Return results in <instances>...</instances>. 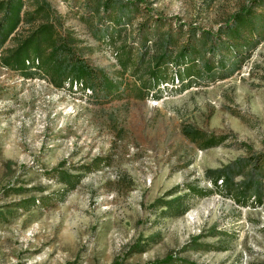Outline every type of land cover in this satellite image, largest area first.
Returning <instances> with one entry per match:
<instances>
[{"label":"rangeland","instance_id":"rangeland-1","mask_svg":"<svg viewBox=\"0 0 264 264\" xmlns=\"http://www.w3.org/2000/svg\"><path fill=\"white\" fill-rule=\"evenodd\" d=\"M34 1L22 10L32 11ZM36 1L60 34L78 40L83 49L72 48V58L114 87L92 92L68 80L58 87L47 74L25 79L0 61V264H144L169 252L189 264H264V40L230 77L220 80L217 56L214 81L165 84L154 98L140 94L130 73L121 75L120 43L93 35L81 20L82 0ZM140 1L166 24L207 33V47L214 37L216 48L235 16L250 10L258 18L262 9L255 0ZM145 15L123 32L135 34ZM34 26L19 24L0 44V60ZM101 26L107 31L109 23ZM137 45L138 59L146 48ZM233 64L226 59L225 70ZM190 132L218 144L201 149ZM211 172L223 177L217 188ZM67 175L80 176L72 189ZM190 187L208 193L194 196ZM174 198L187 208L183 216L166 211Z\"/></svg>","mask_w":264,"mask_h":264},{"label":"trees","instance_id":"trees-1","mask_svg":"<svg viewBox=\"0 0 264 264\" xmlns=\"http://www.w3.org/2000/svg\"><path fill=\"white\" fill-rule=\"evenodd\" d=\"M77 1L73 0V4L75 5ZM82 1L84 2L85 16L81 17V20L91 30L94 29L93 35L110 46H116L117 43H120L115 48L114 56L121 67V75L124 76L130 73L141 84L142 92L140 94L151 93V97L154 98L161 95V89H164L161 87L165 84L166 86H172L176 82L180 85L179 89H187L193 84V79L196 80L202 75L214 81V65L217 56L220 58V67L225 72L220 74V80L230 77L234 71L239 69L242 60L248 57L249 50L264 40V12H262L264 10V0L254 1L256 8H262L258 18L250 17V10L240 12L239 15L233 18V25L223 32V36H219L217 48L215 47V41H213L214 37H211V45L207 47L208 38L205 37L208 34L204 31L197 34V28H185L181 24L172 26L171 23L166 24L163 18L151 16L147 8H139L142 5L140 0L133 2L124 0L120 4H115V0ZM24 3L25 0L0 1V13L4 12L0 20V44L5 43L10 38L19 24L35 25L29 28V34L19 40L13 49L2 54L0 61L5 68L18 71L25 79L47 74L58 87H61L64 80H68L70 85H75L83 90L91 89L92 92H104L107 89H113L114 86L104 75L98 71L94 72L81 59L72 58L71 54L75 51L72 48L79 51L83 48L76 46L78 40L73 38L72 34L68 32L60 34L57 23L50 16L45 3H39L35 0L33 2L35 8L28 12L22 10ZM144 12L148 15H145V18L139 22L135 34L124 33L125 24L132 23L134 15L139 16ZM94 19L97 22L94 23ZM102 22L109 23V26L106 27L107 31L100 30ZM245 34L253 40L256 37L257 41L254 40L253 43V40L242 36ZM126 35L130 37V44L122 42V36L126 39ZM198 37H200V40H198ZM222 37L227 43L222 42ZM156 39H159L158 42H156ZM181 41L183 43L180 45ZM199 41L202 43L199 44ZM149 42H151V46L148 45ZM135 44L146 48L141 51L138 59L134 48ZM149 48L155 49L150 57L146 54V50H149ZM230 57L233 59L234 64L227 71L224 64L226 59ZM190 133L192 134L190 136L192 141H196L194 138L196 137L204 144L201 149L215 147L218 144L211 138L205 139L198 133ZM211 173L213 176L209 178V181L217 188L218 179L221 181L220 183H223V177L218 173ZM79 180L80 176L67 175L64 182L68 189H72L78 184ZM188 193L194 196H202L208 192L190 187ZM176 199L178 198H174L168 204L166 211L180 217L186 213L187 208H182L176 202ZM257 202H261V200L258 199ZM15 219H17L16 216ZM192 242L194 244L197 241ZM199 246L203 247L204 245L199 244ZM136 248L139 249L140 245ZM112 264L128 263H123L120 260ZM144 264L189 263L181 255L169 252L161 258Z\"/></svg>","mask_w":264,"mask_h":264}]
</instances>
